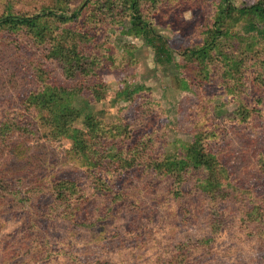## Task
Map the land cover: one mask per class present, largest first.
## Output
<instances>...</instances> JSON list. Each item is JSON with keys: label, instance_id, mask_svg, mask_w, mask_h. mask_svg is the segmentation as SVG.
<instances>
[{"label": "rangeland", "instance_id": "374dc122", "mask_svg": "<svg viewBox=\"0 0 264 264\" xmlns=\"http://www.w3.org/2000/svg\"><path fill=\"white\" fill-rule=\"evenodd\" d=\"M232 1L238 6L256 2ZM217 2H142L144 16L152 20L154 33L166 39L170 50V60L162 63L142 34L131 33L124 12L120 18L105 19L98 12L100 0H72L66 8L77 11L78 17L58 24L56 32L60 26L74 28L85 19L83 27L90 34L83 48L113 52L115 60L97 76L72 80L46 58L45 43H33L24 29L0 28V125L9 120L18 126L12 125L11 138L24 152L16 160L9 145H2L0 170H9L11 165L5 166L17 162L20 170L15 172L26 177L17 198L0 202V264H176L168 259L183 252L182 243L195 247L183 264H264V105L249 113L247 108L253 104L238 82L221 77L218 70L204 84L191 80L188 89L172 82L176 75L194 77L200 61L189 64L180 54L201 42ZM59 4L57 0H0V17L8 12L45 14ZM128 53L130 59L125 58ZM35 67L44 68L61 84L79 88L74 105L81 116L74 126L85 131L91 144L87 151L75 153L70 139L55 133L36 110H27L26 98L38 85ZM234 82L242 90L237 96L226 89ZM93 86L100 88V100L94 99ZM88 113L95 118L98 133L83 124ZM136 124L138 147L144 148V155L137 158L136 166L120 172L108 150L120 137L116 132L135 136ZM100 127L105 132L110 128L111 136H100ZM197 132L207 135L209 149L236 188L215 202L193 194L192 185L178 200L171 194L168 176L143 169L147 158L184 150ZM93 140H100V147L106 140L108 149L96 150ZM99 155L110 160L102 161L100 174L109 187L124 193L119 206L101 194L91 174ZM64 183L72 187L71 198L82 207L73 219L66 215L70 209L64 211V202L55 198V186ZM194 208L195 215L189 214Z\"/></svg>", "mask_w": 264, "mask_h": 264}, {"label": "trees", "instance_id": "16d2710c", "mask_svg": "<svg viewBox=\"0 0 264 264\" xmlns=\"http://www.w3.org/2000/svg\"><path fill=\"white\" fill-rule=\"evenodd\" d=\"M57 1L60 3L57 9H49L45 14L16 15L8 12L0 17V28L10 32H23L24 29L33 43H45L46 58L55 61L68 79L97 76L98 71L106 63L105 67H112L115 61L113 52L106 51L100 54L83 48L90 34V31L83 27L85 19L79 20L78 25L74 28L60 26L59 32H56L55 27L58 24H67L78 17L77 11L70 13L66 8L72 0ZM143 1L100 0V6H98L100 11L98 10V12H100V17L105 19L120 18V14L124 12L131 21V33L142 34L145 42L154 50L156 60L168 63L170 50L167 41L160 34L154 33L150 26L152 20L143 14ZM214 7V11L208 17L209 25L203 31L201 42L184 49L180 54L182 59L189 64L197 59L200 61V64L194 69V77L186 79L182 75H176L172 78L173 85L188 89L191 80L193 83L198 81L204 84L213 72L218 70L221 77L228 76L226 79L230 82L234 80L238 82V88L245 92L248 102L253 104L252 107L247 108V111L249 113L257 112L256 105H264V0H256L251 5L239 6L232 0H218L216 4L214 3ZM179 31L177 30L176 33ZM131 56L132 53H128L125 58L130 59ZM34 77L38 85L30 90L26 98L27 110H36V114L44 122H47L55 133L70 139L75 153H82L90 149L91 144L85 137V131L74 126V122L81 116V111L74 105L75 98L80 94L79 88L61 84L52 79L49 72L42 67L34 68ZM235 85L234 82L230 86H226V89H231L237 96L242 90L236 89ZM89 86L91 87L92 84ZM93 87L94 90L91 93L94 99L100 100V88ZM83 124L92 133H98V125L92 114L84 115ZM12 125L18 128L9 120L3 121L0 125V149L2 145H6V147L9 145L7 148L14 152L13 157L20 160L24 156V152L17 149L18 145L12 141L13 135L11 134L14 132ZM135 126L137 128L135 136L132 133H123L124 136H122L121 132H116L120 133V137L114 139L111 143L114 145L108 150L115 168H118L120 172L136 166L137 158L144 155L142 151L144 148L138 147L140 138L137 134L140 129L137 124ZM113 130L118 129L113 127ZM105 131L106 129L100 127V136L104 133L110 135L108 134L111 131L110 128L107 132ZM206 140L205 133L197 132L192 137V141L184 147V150L166 157L147 158L148 162L145 163L143 169L151 173L155 172L157 175L168 176L171 182V194L178 200L185 197L188 185H192L193 194L200 195L209 201L215 202L217 197L224 199L230 195V188L232 190L236 188L227 181V172L224 168L219 167L220 165L216 161L217 157L209 149V143L207 144ZM92 143L98 151L100 148L108 149L106 140L102 142L103 146L101 147L100 140H93ZM102 161L110 160L99 155L98 159L92 162L91 174L95 175L94 180L99 186L98 190L101 194L107 195L112 205L119 206V200L123 199L124 193L109 187L106 176L100 174L99 168ZM16 163H8L5 167L11 165L9 170L5 168L0 170V202H11L20 195L19 187L24 183L26 177L19 176L15 172L20 170L19 163ZM60 186V184L55 186L57 189L55 198L64 202L62 204L64 211L70 209L71 212L66 215H70L69 219H73L76 211L82 212V207L72 200L74 192L71 186L66 184L63 187ZM212 209L210 212L216 215ZM107 210H110V206ZM189 210V214H194L195 208ZM111 212L109 211L107 214L111 215ZM210 219L213 223L214 219ZM213 231L215 230L213 229ZM189 243L191 242L189 241ZM196 244L199 245L200 241ZM184 247L186 248L183 252H176L177 254L168 259L169 262L172 260H175L176 264L188 262L195 247L182 243L181 248Z\"/></svg>", "mask_w": 264, "mask_h": 264}]
</instances>
